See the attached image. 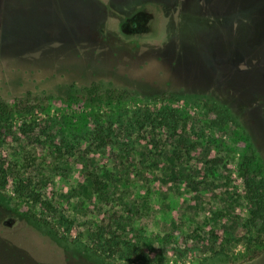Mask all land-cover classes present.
<instances>
[{"label":"rangeland","instance_id":"374dc122","mask_svg":"<svg viewBox=\"0 0 264 264\" xmlns=\"http://www.w3.org/2000/svg\"><path fill=\"white\" fill-rule=\"evenodd\" d=\"M216 4L3 0L0 100L39 103L0 118V264H264V64L203 56L260 17Z\"/></svg>","mask_w":264,"mask_h":264},{"label":"water","instance_id":"95a60500","mask_svg":"<svg viewBox=\"0 0 264 264\" xmlns=\"http://www.w3.org/2000/svg\"><path fill=\"white\" fill-rule=\"evenodd\" d=\"M203 1L204 3L206 1L207 7H211L213 8V10H216L217 8L218 4H216V2L220 1L222 5L227 6V8L229 7L232 11H235L234 3L241 1V5H242L241 9H243L241 10V13H245L247 9H253V11H255L256 13V16L260 17L257 20L255 18V20L251 21L252 22L251 24L253 26H251V30H249L248 36L244 37V42L246 41L247 44H243L244 42H240V44L235 43L237 45H231L232 49L229 50L231 54L228 53L229 54L228 61L230 63L227 62L225 58H223L222 55H224V51H221V53H219L217 50H214L213 52H207L208 54L203 55L204 57L208 55V58H207L208 60H206V64H205L207 75L210 76V74L208 73L207 65L211 63H215V64L219 63L221 67L220 68L221 75L224 76L226 74H229L228 78L232 75V73L240 75L242 73L244 74V72L247 71L243 68H236V67H239V65L243 64L244 59L245 61L246 59H251L255 63L257 62L256 67L260 66L261 64H264V18H263L264 17V0H203ZM2 2L3 0H0V6ZM2 23L3 21L1 20L0 30H1ZM238 24H239L238 21L234 22L232 24V29L237 27ZM1 33H2V30H1ZM2 35L4 36L3 33ZM234 39L235 37L232 36V38H228V41L233 42ZM232 56L234 58L231 60L230 58ZM224 69H227V70H224ZM237 70H241L242 72L236 73L235 71Z\"/></svg>","mask_w":264,"mask_h":264},{"label":"trees","instance_id":"16d2710c","mask_svg":"<svg viewBox=\"0 0 264 264\" xmlns=\"http://www.w3.org/2000/svg\"><path fill=\"white\" fill-rule=\"evenodd\" d=\"M86 91H87V98L90 100V102L94 103V102L101 100L100 86L98 84H92L90 87L86 89ZM107 96L111 97L112 95L108 94ZM34 102L35 104H38L39 99H38V96H34L31 93H28L21 98H17L13 109L8 107V105L3 100H0V118L10 116L13 112H17L21 114H30L34 109L31 106V104H33ZM111 182H112V175L110 174L108 176L103 175V177H101L100 175H93L94 193L101 192L103 189L109 188L110 186H112ZM28 187H29V183L26 182L24 186H22L20 189L16 188L14 191L15 193L20 195ZM35 202L37 203L40 202V204L44 203L41 199H36ZM121 218L122 217L120 215L118 216V218L116 217V215L112 216L111 220H109L110 222L106 225V229L104 230V232L110 233L109 229H110V224H112V221L115 220L116 223H119ZM139 238H140L139 236H134L133 249L136 246L135 240ZM137 253H138V256L145 257V255L143 254V251L139 250Z\"/></svg>","mask_w":264,"mask_h":264}]
</instances>
